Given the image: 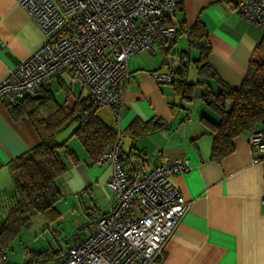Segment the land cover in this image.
Here are the masks:
<instances>
[{"label":"crops","instance_id":"0c3cea01","mask_svg":"<svg viewBox=\"0 0 264 264\" xmlns=\"http://www.w3.org/2000/svg\"><path fill=\"white\" fill-rule=\"evenodd\" d=\"M174 1L177 9L168 18L177 28V38L164 48L153 44L150 50L130 56L129 79L119 120L107 108L97 111L96 116L121 134V161L127 171L147 173L157 157L162 156L168 160L164 165L180 158L189 162L191 170L172 175L169 180L190 207L166 242L163 259L157 264H264V168L254 162L248 145L250 133L232 139V153L220 161L212 159V136L201 118L216 123L218 116L199 99L198 92L206 86L197 85L198 95L194 92L191 102H187L174 92L172 84H160L151 77L154 72L170 73L187 65L188 83L205 82L196 70V79L189 81L192 64L186 58L187 53L190 62L198 58L199 52L188 48L186 30L200 23L209 70L223 84L239 89L253 52L264 39V27L241 16L237 6L242 0ZM43 40L42 31L21 5L15 0H0V80ZM69 76L62 73L50 78L41 84L37 96L48 89L59 105L84 100L83 108H87L88 91ZM210 83L216 90L214 83ZM76 85L78 93L74 92ZM58 93L64 94L61 102L55 97ZM132 123H137L134 131L140 135L128 131ZM154 123L159 128L155 129ZM74 124L69 138H74L78 122ZM65 139L58 141L56 136L60 143L66 142ZM38 141L24 117L12 120L6 105L0 104V196L12 194L9 164ZM77 141L72 139L73 145L68 147L76 161L68 164L57 180L62 193L55 206L58 217L51 222L42 218L44 230L57 237L72 234V211L82 213L83 222H75L76 226L88 228L112 207V193L107 186L111 166H98ZM93 207L99 212L95 218L88 212L90 209L94 213ZM84 236L78 235L70 246ZM40 238L45 239V233ZM66 251H61L58 258ZM9 255L8 263L17 264ZM22 258L20 264L26 260L24 254Z\"/></svg>","mask_w":264,"mask_h":264},{"label":"built area","instance_id":"2783aa9c","mask_svg":"<svg viewBox=\"0 0 264 264\" xmlns=\"http://www.w3.org/2000/svg\"><path fill=\"white\" fill-rule=\"evenodd\" d=\"M42 31V44L0 80V104L16 106L35 98L42 83L70 74L88 91L83 126L101 109L117 121L129 79L127 60L153 44L164 48L176 39L175 25H163L174 14V0H15ZM237 9L251 23L264 27V0H242ZM152 79L171 84L170 73ZM254 162L264 168V130L250 132ZM121 134L95 163L112 168L107 183L112 193L110 212L88 226L54 264H157L164 247L190 203L169 178L191 170L185 158L157 157L147 172L127 171L121 161ZM264 202V198H262ZM0 264H9L0 248Z\"/></svg>","mask_w":264,"mask_h":264},{"label":"trees","instance_id":"16d2710c","mask_svg":"<svg viewBox=\"0 0 264 264\" xmlns=\"http://www.w3.org/2000/svg\"><path fill=\"white\" fill-rule=\"evenodd\" d=\"M163 25H172L169 18ZM188 48L199 52L194 63L196 74L204 83H188V66L170 72L174 92L183 100L191 102L197 85H205L199 92L200 101L217 116L212 122L204 117L201 121L212 136L211 157L220 161L233 151L232 139L246 132L264 130V39L253 52L246 77L239 89H232L218 80L206 61L207 46L204 41L203 27L196 23L189 30ZM177 38V36H176ZM216 90L211 88V83ZM84 100L73 104L59 105L51 92L44 89L40 96L25 98L18 105L6 106L12 120L24 117L36 132L39 141L28 151L14 159L8 166L12 180V194L0 196V248L9 249L12 240L19 235L23 226L32 217L40 215L51 222L57 219L56 204L62 199L57 180L68 164L76 161L74 153L56 140V136L70 124L78 122L86 108ZM155 129L158 124H153ZM137 123H132L128 131L139 134ZM161 126V125H160ZM147 130V129H146ZM145 132V129L142 133ZM147 132V131H146ZM86 152L96 161L116 140L117 132L96 116V113L83 126L79 124L73 131ZM140 135V134H139ZM60 251L44 250L31 253L22 264H47L55 260Z\"/></svg>","mask_w":264,"mask_h":264},{"label":"rangeland","instance_id":"374dc122","mask_svg":"<svg viewBox=\"0 0 264 264\" xmlns=\"http://www.w3.org/2000/svg\"><path fill=\"white\" fill-rule=\"evenodd\" d=\"M176 45V44H175ZM191 68H189V75H188V79L191 82H194V80L196 79V77H194L195 75V66L194 63H191ZM194 77V78H193ZM193 79V80H192ZM196 86V89H198L199 91V87ZM195 89V94L198 95V93L196 92ZM74 92L78 93V87L77 85L74 88ZM56 99L58 101H63V97L64 94H57V96H55ZM198 100L196 99L195 102H197ZM193 108H195V106L193 105ZM76 125L75 124H70L68 127H66L64 130H62L59 134V140L61 141L64 138H66V142L65 145L67 147H71L73 145L72 143V139H74L75 141H77V138L74 136V138L72 137H68L71 134L72 128H74ZM63 136V138H61ZM78 142V141H77ZM87 205V204H86ZM93 209L95 210V208L93 207ZM88 209V212L90 213L91 217H97V215H99V212L95 210L94 213H91V210ZM82 213L79 212H75L73 213L72 211V234L69 236H65L62 235L61 237H57L53 234H51L50 232H48L47 230H44L43 224V217H41L40 215H36L34 217L31 218V220L29 221L28 225L23 226L20 230V233L18 236H16L11 244H10V248L7 249L5 252L8 254L10 257V260L15 259L17 260V264H20V262H22V256L23 254L25 255V259L27 260L30 256H31V251H41L43 249H47L51 252H56V251H66L69 247H70V243L74 241V239L81 234H86V232L88 231V228H82L83 226L81 225H77L75 222H83L82 220H80V217L83 218ZM43 218V219H42ZM42 233H45L46 238H40L38 239ZM20 239L22 240L20 243ZM33 242V244L31 245L30 243ZM33 249V250H32ZM36 249V250H35ZM25 252V253H22ZM12 258V259H11Z\"/></svg>","mask_w":264,"mask_h":264},{"label":"bare ground","instance_id":"6f19581e","mask_svg":"<svg viewBox=\"0 0 264 264\" xmlns=\"http://www.w3.org/2000/svg\"><path fill=\"white\" fill-rule=\"evenodd\" d=\"M44 84V83H43ZM41 87V86H40ZM71 90V89H70ZM40 91V90H39ZM40 93V92H39ZM87 98V97H86ZM163 157V156H162ZM123 164V163H122Z\"/></svg>","mask_w":264,"mask_h":264}]
</instances>
